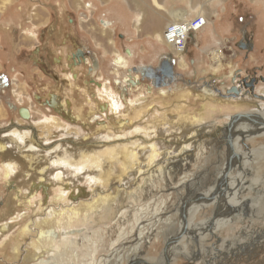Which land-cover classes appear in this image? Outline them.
<instances>
[{
    "label": "bare ground",
    "instance_id": "1",
    "mask_svg": "<svg viewBox=\"0 0 264 264\" xmlns=\"http://www.w3.org/2000/svg\"><path fill=\"white\" fill-rule=\"evenodd\" d=\"M8 1V3L12 2V0ZM31 4L33 5L32 2ZM88 6L89 3H87V7ZM107 24H110V22L106 21L104 25L107 26ZM31 32L32 31H30V33ZM58 51L61 52V57L58 59L59 66H62V68L65 67L66 69L64 70V77L69 84V91L71 92L68 101L57 98L55 104H57V110H62V112H65L71 118L79 121L83 119L80 111L84 108V103L94 105L96 102V99L93 98L88 91H84L86 87L84 86L85 88H83L80 86L82 69L89 67V73L97 72L99 61L96 62L87 54L81 56V64L78 63L79 61H74V63H72L73 50L62 47ZM130 55L131 51H129V56ZM114 63L117 66L115 70L116 74H119L121 69L128 68V59L120 54H117ZM141 72L145 73V75L152 80L162 94H166L168 90H172L175 85L159 87L156 85V78L155 80L151 78L149 70L145 67H139L133 71L132 69L129 70V79L126 80L128 83L126 88H131L132 85H139L141 83V80L135 75ZM90 84L91 85L88 86L92 89L90 91H93L92 93L94 95L99 91L104 92L108 102L105 111L98 109L92 111L88 115L87 123L90 126L97 122L102 116H107L108 113L118 117L123 112L127 113L124 110L123 94L114 89L107 91L104 87V83H99L94 79ZM263 88L264 85L260 88L262 90H259V93H257L258 97H255V93L251 90H247L243 84H240L239 88L234 87L233 89H225L226 92H222V95H218L215 91L206 93L208 96H219L221 100L225 102V105L229 103L244 107L255 105L258 107L254 109L261 111L253 113H247L245 111L237 112L234 115L225 114L226 119L222 121V124H224L220 126L216 125L218 121L212 123H199L195 126L191 123L188 124L187 122L189 121H173L172 123H166L165 121L166 125H164V123L163 126H160L161 121L158 120V117H162L163 115H160L158 111H152L149 117L150 122L147 121L148 124H146L147 122L137 121L134 124L135 127L133 126L135 129L121 126V129L119 128V130H115L114 132L108 131L107 128H102L99 129L101 131L98 130L96 132L101 134V137H99L100 140H95L87 144H80L78 141L65 143L58 140L55 144L50 143L48 142L49 138L47 136H38V129L33 126L32 123L30 125L31 129L28 130L19 128L18 126L13 129H3L0 127V177L6 181V185L8 184L11 192H13L11 193L12 196L8 198L10 200L8 201L7 207H5L6 211L2 210L4 211L2 214L4 217H0V223L5 220L0 224V238L7 230L16 225L14 222L10 223V220L15 218L19 220L21 218V216H19L18 203L22 206H25L26 202L33 205L35 198L39 199L38 202H44L45 200L47 201L46 198L51 195L50 193L52 191H57L55 203L62 204V207L59 210L53 209L46 212L45 219L43 218L40 221L36 220L37 223L35 226L37 228L33 230H30V228L27 229L38 233L37 249H45L40 252H33L32 260L39 262L37 264H72L63 263L61 260L52 262L46 259V255L52 251L54 252L56 250L55 248H58V243L62 242V239H60V241L57 239H59L61 235L67 236L69 234V232L61 233L58 229L81 225V222L88 223L89 226L98 225L107 214H111L113 217L123 215V204L127 197H130L134 192L138 193L136 199L141 200L153 194L155 188L158 186L167 187L168 190H170L173 184L172 176L175 175L176 171H180V169H177L176 165H171V167L170 164L160 166L157 157L171 158V156L178 153L180 149L185 153L189 145L193 148L197 147L202 151L203 147L212 146L214 144L213 141L217 139L215 143L219 142V144L217 145V149L214 147L215 149L213 152H215L220 159L218 161H213L210 166H203L204 170L208 169L206 173H209L207 175V180L204 182L206 183L204 185L208 186L207 190L202 191L199 187L196 190L192 188L189 192L184 193V195L180 197V203L177 208H174L173 211H167L164 215V211L161 213L157 211V209L155 212L142 210L135 213L140 215L141 218L149 217L150 214L153 215V217L161 214L163 217H169L170 219L175 218V221L180 222V225L174 233L171 231L172 234H168L169 236L165 239V248H162L163 252L157 261L153 262L143 255L133 257L128 264H170L176 257H184L194 262H200V260L202 261L204 258V264H233L238 260H242L241 256L245 253H254L255 251L254 254L257 255V250H260L264 245V227H260L261 224H259V221L264 222V182L263 184H259L260 179L257 177L262 173L257 171L252 163L254 164L255 161L260 159L255 158V150L251 151V149L246 148V152L244 150L242 152L238 151V148L241 147L243 139L246 140L250 136L264 134V106L260 103L262 102L260 101L261 99L264 100ZM76 89H78L80 100L73 98V93ZM202 96L204 95L202 94ZM259 97L260 100H258ZM142 100H145V97L140 99V101ZM137 102L136 104H133L134 102L132 104L137 107L140 103L137 104ZM1 113L2 110L0 109V114ZM22 117L28 121L35 119L34 114L28 109L22 110ZM114 118L115 117H113V119ZM44 119L53 120L55 116L51 115V117L48 116ZM124 119L126 120L125 117ZM170 120H173L172 116ZM23 121L24 120H22L21 123H25ZM158 121L160 122L158 123ZM169 124L175 125L171 127ZM18 125H20V122H18ZM195 133L199 135L205 134L206 136H211V138H206L204 143H199L196 138L201 136L193 137L192 139L194 140H191L190 144L185 145V141L191 137V134ZM121 134L125 135L124 138ZM131 134H137V136H129ZM236 134L240 136L236 137ZM66 135H68V133H66ZM215 136H221L224 143L221 144V141H219L220 139ZM243 143L246 147V142L244 141ZM206 152L208 153V151ZM193 157L195 156L187 155L179 164H176L178 167H183V164H187L188 166L187 160H191ZM119 162L122 163L127 170H125V172L123 170L122 173L117 174L119 172L117 170H120H116ZM204 170H200L196 173L195 178L200 179ZM168 175H171V177H168ZM255 182L258 183L256 184ZM187 185H185V183L183 184L185 187H188ZM192 185L193 184L190 186ZM178 187L173 190L179 191ZM133 188H135V191ZM130 189L132 191H130ZM42 193L45 194V197H43ZM68 197L71 202L67 203V205L63 204L62 202ZM82 197L92 198L91 201H88L84 205L85 209H79L76 206ZM87 200L89 199L87 198ZM48 207L49 206H47L46 209H48ZM83 210L86 212L83 213ZM12 212L13 214H11ZM195 214H200L201 220L195 221L194 224H192ZM52 215H55L53 216L55 217L53 218L55 224H49H54V227H50L46 230L44 229L46 225L42 227V224H48V219L52 217ZM140 217L137 216L139 219ZM63 219H66V222ZM156 224L155 222V225ZM250 228L253 229L251 232L249 231ZM257 228L263 229L261 234H258L256 231L258 230ZM166 229L163 230L166 231ZM227 231L231 233V240L222 237V234H226ZM153 232L154 231H152V233ZM143 233L142 235L144 236ZM247 234H249L251 238L246 237ZM66 240L70 241V239ZM181 242L187 244L182 245ZM102 246L107 249L106 240L103 241ZM189 249L191 250L189 251ZM74 253L75 257L79 255L78 251ZM118 258H120V256ZM91 260L92 262L95 261L93 257Z\"/></svg>",
    "mask_w": 264,
    "mask_h": 264
},
{
    "label": "rangeland",
    "instance_id": "2",
    "mask_svg": "<svg viewBox=\"0 0 264 264\" xmlns=\"http://www.w3.org/2000/svg\"><path fill=\"white\" fill-rule=\"evenodd\" d=\"M8 2H9L8 0H0V109L2 110V113L0 114V127L3 129H13L18 126L19 128L28 130V129H31L30 125L32 123L33 126H35L38 129V132H37L38 136H47L49 138L48 142L50 143L55 144L58 141H62L65 143H69L70 141H76V142L78 141V143L80 144H87L95 140L97 141L100 140L99 137H101V134L96 133L99 129L107 128L108 131L114 132L115 130L116 131L119 130V128L121 129L123 126L125 128L132 127V129H135L133 128V126L135 127L134 124L137 121L138 122H147V121L150 122L149 117L152 111H156V112L158 111L160 112V115H163L162 117L161 116L158 117L159 118L158 120L161 121L160 126H163L165 121L166 123H172L173 121H176V122L189 121L187 123L188 124L191 123L194 126L198 125L199 123L200 124L205 123V122L212 123V122L218 121L219 123L217 122L216 125L220 126L224 124V123L222 124V121L226 119L225 114L234 115L237 112H244V111L247 113L261 112V111L254 109L256 107H253L247 110H242V109H236L235 104L229 103L225 105V102L221 100L220 97L211 96V95L208 96L206 93H203L201 89H200L201 91L200 92L198 88L189 89L186 86H184L187 88L186 90H178L176 89L177 87H174L172 90H168L166 94H162V92L158 90L157 86L154 85L152 80L147 75H145V73L143 72L135 74L141 80V83L139 85L138 84L132 85L131 88H128V87L126 88V85H128L126 80L129 79L128 78L129 71L127 72V76L126 74H123L120 76L116 74L114 71V73L118 76L114 75L112 78L98 77V80H97V77H96L97 72L89 73L88 72L89 67H86L82 69L80 86L83 88L86 87L84 91H88V93L93 98L96 99V102L94 105L90 103H84V108L80 111L83 119L79 121L77 119H73L70 116H68V114H66L65 112H62V110H60L61 112L57 110L58 109L56 107L57 104H55V100H57V98H61V99L68 101L70 99L69 97H70L71 91H69V84L65 80V77H64L65 76L64 70L66 69L65 67L62 68V66L61 67L59 66L58 59L61 56L59 57L58 53H55V51L57 52L60 49V47H63L66 44H64L62 40H59L54 35H52V33L50 32V29L52 26H54L57 34L59 36H62L61 34L63 33L64 22L60 18L64 19L63 17L64 15L65 16V26L67 28L68 27L70 28V29H67L66 32L68 33L69 32L68 30H75L77 34L79 35L82 34L86 36V39L88 40L87 34L91 30V24L89 22L91 19L90 13L86 9L85 11L82 10L76 13L73 11H69L66 0H36V1L35 0H12V2L10 3ZM31 2L34 4L33 13L35 11L40 12V10H37L36 7L38 5H43L44 3L45 4L47 3L46 5L45 4L44 5L46 8L49 7L48 9L50 10V13L48 12V15L44 13H39L41 15H44V17L45 15H47V19L45 18L46 23H44L42 27L45 30L44 33L41 34L42 29H40V27L37 26L35 29L37 38L32 41V46L30 45L31 50L29 48V51H27V54H25L26 56L19 55L18 57H16L14 56V48H15L14 38H12L10 34L11 24L9 23V21L12 18V13H9V12L11 11L18 12L19 15L16 17L17 20L15 24L17 25H19L20 23L25 24L24 23V15H25L24 13L26 12L25 5L26 4L30 5ZM55 4L57 5L53 7V5ZM86 7H87V4L85 5V8ZM20 8L23 9L22 10L23 13H20L22 12ZM73 15H75L78 20V26L76 27L72 26V24L68 22V18H73ZM243 17H244V14H240L239 21L243 22L242 20ZM57 18H58V22L55 21ZM102 23L104 24L106 22L103 21ZM83 24H85L86 29H81V27H83ZM24 26L29 27L28 24H25ZM32 28L34 27H31L30 29ZM29 31H32L31 33L33 34L30 33L28 37L30 36L32 37L34 35L33 30H29ZM70 38L75 39V36L72 35V37ZM230 38L231 40H234L236 39V36L234 35V36H231ZM83 42L85 43V41ZM116 42L118 44L120 42V38L118 36L116 37ZM53 44H57L59 46V48H57L58 50L56 49L54 50ZM227 44L228 45L231 44L228 39H227ZM68 45H69V49L73 50L75 49V46L78 48L79 42H77L76 45L74 46L73 44H68ZM169 46L172 47V45H169ZM33 50L35 52L36 50L41 51L40 60L38 61L36 60L33 62L30 61L31 57L35 59L36 57L39 56V55H32L30 57L31 55L30 51H33ZM25 52H26V49L24 47V50L22 51V53H25ZM93 57L96 59L95 55ZM72 60H73L72 63H74L75 59L73 58V56H72ZM113 64L114 65H112V67L114 70H116L117 66L115 65L114 62ZM114 66L116 68H114ZM93 79L98 81L99 83H104V87L107 91L114 89L120 92L121 94H123L124 95V98H123L124 106H125L124 110L127 113L123 112L119 115V117L114 116L113 114L110 115V113H108L107 116L104 115L101 118H99L98 121L94 123L95 125L94 124L92 125L93 127L90 126L87 123L88 115L92 111L98 110V109L105 111L106 106L108 104L106 100V95L104 92L99 91L96 93V95H94L92 93L93 91H90L92 89H90L88 86L91 85L90 83L93 81ZM226 81H228L227 83L229 85L233 84V81L230 80L229 77ZM259 82H260V79H257V82L255 84H257L258 86ZM240 84H242V81L239 82V85L236 86V88H239ZM257 86H255V88ZM77 90L78 89L74 91L73 98L80 100V95L78 94ZM202 94L204 96H202ZM144 97H145V100L140 101V99ZM49 100H50V104H49ZM258 100H260V97ZM136 102L137 104L140 102L137 107L133 105V104H136ZM23 109L30 110V112L34 114L35 119L29 120V121L27 119H24L22 117ZM153 109H156V110H153ZM51 112H54V113H51ZM51 115H54L55 119L53 120L44 119L45 117H48V116L51 117ZM171 116L173 119L172 121L170 120ZM113 117L115 118L113 119ZM124 117L126 118V120L124 119ZM41 119H44V120H41ZM22 120H24L23 122L25 123H21ZM160 121H158V123ZM18 122H20V125H18ZM71 122H74V123H71ZM148 122L146 124H148ZM166 123L164 125H166ZM169 125L171 127H174L175 124H169ZM65 132L68 133V135H66ZM195 134L190 135L191 137L185 141V145L190 144L191 140H194L192 139L193 137L201 136V137L196 138V140L199 141V143H204L206 138H211V136H206L205 134H200V135L197 133ZM132 135L137 136V134L136 135L131 134L129 136H132ZM90 136H91V139H90ZM121 136L124 138L125 135L121 134ZM235 136L238 137L240 135L236 134ZM215 137L220 139L219 141H221V144L224 143V141L221 139L222 138L221 136H218V137L215 136ZM215 141L217 142V139ZM215 141H213L214 144L212 146L203 147L202 151H200V149L197 147L193 148L192 146L190 147L189 145L188 146L189 150L187 149L185 153L183 152L182 149H180L179 152H182V153L178 152L172 155L171 158L161 157V156L157 157L159 159L160 166H164V164L165 165L170 164V166L176 165L177 169L178 168L180 169V171L179 170L176 171L175 175L172 176L173 184L171 185L172 188H170V190H168L167 187L165 188L163 186H160V187L158 186L155 188L153 194H151L149 197H147L148 196L147 195L145 196L147 198L141 199V200L136 199V197H138V193L134 192L130 197H127L126 201L123 204L124 205L123 215H118V216L113 217L111 214L110 215L107 214L104 218H102V221L98 225L89 226L88 223L81 222V225L79 224V225H75L72 227H67V228L65 227L64 229H58L59 231H61V233L69 232V234L67 236L61 235L59 239H57L59 241L60 239H62V242L58 243V248H55L56 250L54 252L52 251L46 255V259L52 262H56V261L58 262L61 260L63 263H72V264H128V262L133 257L144 255L146 258H148L149 260L153 262L157 261V259L163 252V249L165 248V239L169 235L174 233V231L180 225V222L175 221V218L170 219L169 217H163L161 216V214L158 215L159 217L158 216L153 217V215L150 214L149 217L141 218L140 215L135 214V213H138L142 210L155 212L157 209V211L161 213L164 211L163 213L164 215L167 211L169 210L173 211L174 208H177L180 203V197L184 195V193L189 192L192 188H195L196 190L199 187V189L202 191L207 190L208 186L204 185L206 184L204 182L207 180L208 178L207 175L209 173L208 174L206 173L208 169L204 170L203 166H207V165L210 166L213 163V161H218L220 159L216 155V153L213 152V150L215 149L214 147H216L217 149L218 147L217 145L219 144V142L215 143ZM244 141L247 144L246 147H245V144L243 143ZM246 148L251 149V151L255 150V153L257 156L256 157L254 155L255 158L260 159L258 161H255L256 165L255 163L254 164L252 163V165L256 167L257 171L262 173L257 178L260 179L259 184L261 183L263 184L264 182V178H263L264 177V158H263L264 157V134L250 136L246 140L243 139L241 142V147L238 148V151L243 152L244 150L246 152L247 150ZM206 151H208V153ZM187 155L195 156L193 157V159L187 160L188 166L189 164L190 166L188 167L187 164L185 165L183 164V167L182 166L178 167L176 163L179 164L182 159L186 158ZM117 165H118L117 166L118 168H116V170L120 169V170H117L119 171L117 174L122 173L123 170L124 172L125 170H127L126 167L122 163L119 162ZM200 170H204V172H202L200 179H196L195 174L198 173ZM168 177H171V175H168ZM184 183L185 185L189 184L187 185L188 187L183 186ZM255 183L257 184L258 182H255ZM191 184L193 185L190 186ZM176 187H178L179 191L173 190ZM8 188L9 186L8 184L6 185V181L2 179V177H0V217L4 213V211L2 210H5L6 209L5 207H7L9 203L8 201L10 199L8 198L12 196L11 193H13L11 192V189L9 188L8 190ZM134 189L135 188H133V190ZM130 191L132 190L130 189ZM57 193H58L57 191L55 192L52 191L50 193L51 195L47 196L46 198L47 201L45 200L44 202H38L39 199L35 198L33 205H30V203L28 202H26L25 206L19 205L20 203L17 204L19 216H21V218L19 220H16V218L13 220H10L9 221L10 223L14 222L16 223V225L13 226L11 229L7 230V232L4 235H2V237L0 238V264H37L39 263L37 261L35 262L32 260L33 259L32 254L33 252H36V251L40 252L45 249L43 248H41L40 250L37 249L36 245H38L37 239L39 235L37 232L35 233L34 231H29L27 229L30 228V230H33L34 228H37L35 226L37 223L36 220H39V221L42 220L45 217V213L48 212L49 210H53V209L59 210L62 207L61 206L62 204L55 203ZM42 194H43V197H45V194L44 193ZM87 198L89 200H87ZM91 200L92 198L82 197L80 202L77 203L76 206L79 209H85L84 205L88 201H91ZM69 202H71V200L68 197L62 203L67 205V203ZM47 206H49L48 209H46ZM84 212L86 211L83 210V213ZM11 214H13V212ZM55 215H52V217L48 219V224H42V227H44L43 225H46L44 229L47 230L50 227H54L55 221L53 218L55 217L53 216ZM137 216L140 217V219L137 218ZM3 217L4 216H2V218ZM194 217L195 218L192 224H194L195 221L201 220L200 214L199 215L195 214ZM63 220L66 222V219H63ZM4 221H1V223ZM155 222L157 223L156 225H155ZM175 222H176V225H175ZM49 223H54V224L50 225ZM259 224H261L260 227H264V222L259 221ZM163 229H166L167 232ZM257 229L258 230L256 231L258 232V234L259 233L261 234L263 229H259V228ZM252 230H253L252 228L249 229L250 232ZM152 231L154 232L152 233ZM142 233L144 234V236L142 235ZM222 235L224 239H227V240L232 239L231 233L229 231H227L226 234H222ZM246 237L251 238L249 234H247ZM66 239H70V241ZM104 240H106L107 249H105L102 246V243ZM185 242L183 243L181 242L182 245L187 244ZM190 250L191 249H189V251ZM73 251L74 252L78 251L79 255L75 257V253ZM257 251H258L257 255L254 254L255 251L254 253H251V252L245 253L243 256H241L242 260H238L236 261V263L234 262L233 264H264V245L260 248V250H257ZM119 256L120 258H118ZM92 257L95 260L93 262L91 260ZM175 259L170 264H192V263L193 264H204V258L202 259V261L200 260V262H194L184 257H176Z\"/></svg>",
    "mask_w": 264,
    "mask_h": 264
},
{
    "label": "crops",
    "instance_id": "3",
    "mask_svg": "<svg viewBox=\"0 0 264 264\" xmlns=\"http://www.w3.org/2000/svg\"><path fill=\"white\" fill-rule=\"evenodd\" d=\"M66 2L69 11L76 13L86 9L90 13L91 30L87 34L88 40L75 30L66 32L70 28L65 26L64 15V19L60 18L64 22L62 36L57 34L54 26H50V32L66 44L64 48L69 49L68 44L74 46L79 42L78 48L75 46L73 49L74 52L86 51L91 58L99 61L97 80L98 77L112 78L116 75L112 65L117 54H121L128 59V68L121 69L118 75L127 76L130 69L133 71L145 67L149 70L151 78L154 80L156 77L159 78L155 80L159 87L175 84L174 87L178 90L198 87L204 91L203 93L215 91L222 95V92H226L228 88L233 89L242 80L255 77L260 79V82L258 86L252 85L249 90L256 93L255 97H258L257 93L262 90L260 88L264 85V0H66ZM87 3L90 6L85 8ZM44 4L38 5L36 8L40 12L34 13V4L25 5L24 23L29 27L23 23L15 24L19 14L10 10L9 13H12L9 21L10 34L15 43L14 56L25 55L29 48L31 50L32 41L37 38L35 30L37 26L42 29L41 34L44 33L42 27L46 23L48 12L50 13L49 7L46 8ZM39 13L47 15L44 17ZM240 14H244L243 22L239 21ZM196 15L206 16V26L192 33L186 51H175L173 46H169L163 40L164 27L176 19L192 18ZM58 18L55 21L58 22ZM103 21L110 24L105 26ZM68 22L74 27L78 26L75 15L68 18ZM31 27L34 28L30 29ZM81 29H86L85 24ZM29 30L34 32L32 37H28ZM72 35L75 39L70 38ZM234 35L236 39L231 40L230 37ZM117 36L120 38L119 44L116 42ZM227 39L230 45L227 44ZM53 45L54 50L59 48L57 44ZM24 47L26 52L22 53ZM34 52L30 51V57L32 55L40 57L35 59L31 57L32 62L41 58V51ZM55 53L60 57L61 52ZM73 58L76 56L73 55ZM228 77L233 81L232 85L227 83ZM249 84L250 82L245 86L248 88ZM260 101L264 106V100ZM235 107L247 110L258 106Z\"/></svg>",
    "mask_w": 264,
    "mask_h": 264
},
{
    "label": "built area",
    "instance_id": "4",
    "mask_svg": "<svg viewBox=\"0 0 264 264\" xmlns=\"http://www.w3.org/2000/svg\"><path fill=\"white\" fill-rule=\"evenodd\" d=\"M206 24L207 18L204 15L174 20L164 27L163 39L166 43L172 45L176 51L184 52L190 43L192 33L199 31Z\"/></svg>",
    "mask_w": 264,
    "mask_h": 264
},
{
    "label": "flooded vegetation",
    "instance_id": "5",
    "mask_svg": "<svg viewBox=\"0 0 264 264\" xmlns=\"http://www.w3.org/2000/svg\"><path fill=\"white\" fill-rule=\"evenodd\" d=\"M87 54L88 53H86V51H83V52H79V50L78 51H75L73 53V55L76 56L75 62L76 61H79L78 63L81 64V60H80L81 56H85ZM78 57H79V59H78ZM249 82H250V84L248 85L249 87L247 88V86H245L247 90H249L250 88H252V85H254L257 82V79L255 77H251L250 80H247V79L242 80V84L243 85H247V83H249ZM49 104H50V100H49Z\"/></svg>",
    "mask_w": 264,
    "mask_h": 264
},
{
    "label": "water",
    "instance_id": "6",
    "mask_svg": "<svg viewBox=\"0 0 264 264\" xmlns=\"http://www.w3.org/2000/svg\"><path fill=\"white\" fill-rule=\"evenodd\" d=\"M158 79H159V78L156 77V80H158ZM162 81H164V79H163ZM238 116H239V115H238Z\"/></svg>",
    "mask_w": 264,
    "mask_h": 264
}]
</instances>
